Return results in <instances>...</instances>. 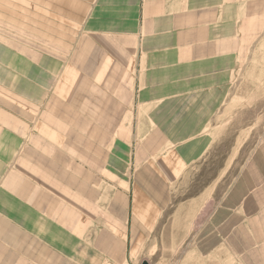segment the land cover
<instances>
[{"label":"crops","instance_id":"crops-1","mask_svg":"<svg viewBox=\"0 0 264 264\" xmlns=\"http://www.w3.org/2000/svg\"><path fill=\"white\" fill-rule=\"evenodd\" d=\"M0 9L20 10L45 53L36 66L8 49L2 69L0 264H264V131L197 225L175 228L173 208L264 29V0Z\"/></svg>","mask_w":264,"mask_h":264},{"label":"rangeland","instance_id":"rangeland-1","mask_svg":"<svg viewBox=\"0 0 264 264\" xmlns=\"http://www.w3.org/2000/svg\"><path fill=\"white\" fill-rule=\"evenodd\" d=\"M21 1L15 0V3L19 5ZM15 11L13 16L0 9V90L3 96L6 95L10 76L6 71L2 72V69L13 68L5 62L8 49L21 56L25 55L23 49H30L28 56L30 54L33 57L36 66L39 65L38 56L45 55L44 51L39 50L35 30L23 28L20 18L22 12ZM245 53L234 76L228 101L212 126L214 140L211 147L200 160L190 166L175 187L174 227L180 230L190 222L193 224L195 221L197 225L200 216L201 219L207 216L209 209L222 196L251 155L264 131V29ZM22 80V77H14L13 83H21ZM17 91L14 92L15 102L23 98V94ZM15 112L17 116L21 109H15ZM18 117L15 121L19 123L22 119ZM173 208L168 214L172 213Z\"/></svg>","mask_w":264,"mask_h":264},{"label":"built area","instance_id":"built-area-1","mask_svg":"<svg viewBox=\"0 0 264 264\" xmlns=\"http://www.w3.org/2000/svg\"><path fill=\"white\" fill-rule=\"evenodd\" d=\"M236 264H245V263H243V262H237Z\"/></svg>","mask_w":264,"mask_h":264},{"label":"water","instance_id":"water-1","mask_svg":"<svg viewBox=\"0 0 264 264\" xmlns=\"http://www.w3.org/2000/svg\"><path fill=\"white\" fill-rule=\"evenodd\" d=\"M142 264H149L147 261H144Z\"/></svg>","mask_w":264,"mask_h":264}]
</instances>
